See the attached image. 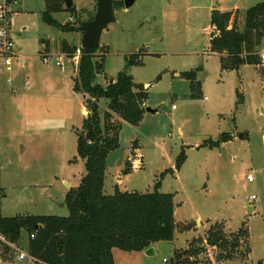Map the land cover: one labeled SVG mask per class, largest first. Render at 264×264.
<instances>
[{
  "label": "rangeland",
  "instance_id": "1",
  "mask_svg": "<svg viewBox=\"0 0 264 264\" xmlns=\"http://www.w3.org/2000/svg\"><path fill=\"white\" fill-rule=\"evenodd\" d=\"M17 1L10 23L17 56L9 71L0 59V215L67 216L65 195L85 175L76 141L85 94L72 87L83 33L44 23V0ZM261 1L135 0L129 8L114 7L116 20L102 31L96 52V60L103 57V70L93 83L105 85L126 71L146 89V107L156 111H145L137 125L113 114L121 125L119 146L106 157L104 192L112 194L116 184L121 191L151 192L160 180L158 190L174 195L175 222L192 226L176 229L171 241L155 243L153 256L114 249L115 264H168L193 238H204L214 222L226 233L244 224L250 253L245 260L216 261V248L208 246L200 261L264 264V63L263 71L250 64L223 70L209 47L212 9L243 11ZM73 4L78 17L63 10L52 13L54 19L78 26V20L94 16L96 0ZM238 22L243 30V18ZM62 42L77 47L76 61L62 52ZM131 56L139 58L137 65L127 64ZM197 67L203 98L190 99L188 81L176 73ZM97 105L102 120L107 99ZM222 133L232 138L220 147L197 148ZM182 148L181 170L160 177L174 168ZM128 160L132 170L123 174ZM249 173L252 181H247Z\"/></svg>",
  "mask_w": 264,
  "mask_h": 264
},
{
  "label": "trees",
  "instance_id": "2",
  "mask_svg": "<svg viewBox=\"0 0 264 264\" xmlns=\"http://www.w3.org/2000/svg\"><path fill=\"white\" fill-rule=\"evenodd\" d=\"M44 1L45 9L41 12L44 23L61 32L72 29L79 31L78 26L62 24L52 16V13L65 10L78 17L74 4L66 7L64 0ZM114 6L117 8L123 3L117 1ZM239 17L243 18V30L238 26ZM93 18L91 16L88 20ZM209 24L213 29L209 47L211 52L218 55L223 70L239 69L250 64L263 71L264 1L243 11L212 9ZM61 46L62 52L68 56L76 53V46L69 47L65 42ZM98 49H79L81 55L76 66L77 76L73 78V89L85 94L87 110L76 139L77 154L84 161L85 175L79 185L70 188L65 195L68 215H0V233L13 243H26L27 250L40 264H114V249L142 252L160 241H171L176 229H192L191 223L175 222L174 195L158 190L160 180L154 184L151 192L121 191L117 184L112 194L104 192L106 157L119 146L121 125L118 120H113V114L137 125L147 108L144 103L147 91L141 84H134L126 71H120L115 80L105 85L93 83L96 74L103 70V57L100 55L96 60ZM136 57H129L127 64L137 65L139 58ZM199 70L201 67L179 73L188 81L190 99L203 98L202 84L197 79ZM236 96L241 103V94L237 93ZM101 98L107 99L108 104L102 120L97 105ZM218 137L204 141L197 148L220 147L232 138V134L222 133ZM176 157L174 168L161 172L160 177L167 173L173 175L182 167L186 160L183 148ZM131 170L128 160L122 173L128 174ZM208 228L204 238H193L185 249L175 251L168 264H210L198 259L208 246L216 248V261L233 257L247 259L250 245L244 224L230 233L224 231L220 222H214ZM22 231L27 234L26 240ZM0 256L3 262H14L13 253L7 246H0Z\"/></svg>",
  "mask_w": 264,
  "mask_h": 264
},
{
  "label": "built area",
  "instance_id": "3",
  "mask_svg": "<svg viewBox=\"0 0 264 264\" xmlns=\"http://www.w3.org/2000/svg\"><path fill=\"white\" fill-rule=\"evenodd\" d=\"M18 6L17 0H0V59L2 60L5 70L9 71V66L14 57L17 56L14 47V40L11 35L10 23L12 15L16 12ZM80 53L79 49L77 50ZM68 56V55H67ZM71 60L76 61L75 55L69 56ZM56 65L61 66V61H57ZM252 174L247 175V181H252ZM250 199L256 200L257 196L252 194ZM34 234L31 235L33 238ZM25 243V242H24ZM26 244V243H25ZM22 243H13L5 234L0 233V246H7L13 253L14 263L16 264H40V261L33 257ZM164 261L166 259H163ZM0 262H3L0 256Z\"/></svg>",
  "mask_w": 264,
  "mask_h": 264
},
{
  "label": "water",
  "instance_id": "4",
  "mask_svg": "<svg viewBox=\"0 0 264 264\" xmlns=\"http://www.w3.org/2000/svg\"><path fill=\"white\" fill-rule=\"evenodd\" d=\"M114 0H96V9L92 20H78V29L83 33L80 48H97L100 46L102 31L108 24L115 22ZM135 0H123L124 7L129 8ZM66 7L73 5V0H64ZM179 75V74H177ZM146 111L154 113L156 110L149 107ZM243 138L242 136H239ZM145 255L153 256L155 254L154 247H148L144 250Z\"/></svg>",
  "mask_w": 264,
  "mask_h": 264
},
{
  "label": "crops",
  "instance_id": "5",
  "mask_svg": "<svg viewBox=\"0 0 264 264\" xmlns=\"http://www.w3.org/2000/svg\"><path fill=\"white\" fill-rule=\"evenodd\" d=\"M44 9H45V3H44ZM44 9H43V11H44ZM233 9H238V8H233ZM42 42H43V40H42ZM44 46H45V44H44ZM46 47V46H45ZM213 54H215V55H217L216 53H213ZM177 74H179V73H176V75ZM178 76V75H177ZM175 106V105H174ZM174 106H173V108H174ZM87 113V110H86V108H85V106H84V109H83V116L85 115ZM224 144V143H223ZM179 170H181V169H179ZM179 170H178V172H179ZM177 172V171H176ZM118 185V184H117ZM118 187H119V185H118ZM252 205L250 206H248V209H249V211H251L252 209ZM176 209V208H175ZM175 209H174V211H175ZM151 247H154V249H155V244L154 245H152ZM143 252V251H142ZM141 252V253H142ZM112 253H113V262H115L114 261V250L112 251ZM115 264V263H114Z\"/></svg>",
  "mask_w": 264,
  "mask_h": 264
},
{
  "label": "flooded vegetation",
  "instance_id": "6",
  "mask_svg": "<svg viewBox=\"0 0 264 264\" xmlns=\"http://www.w3.org/2000/svg\"><path fill=\"white\" fill-rule=\"evenodd\" d=\"M118 2H119V0H117ZM117 1H115V3L117 2ZM122 3H123V1H122ZM115 7V6H114ZM123 7H124V3H123Z\"/></svg>",
  "mask_w": 264,
  "mask_h": 264
}]
</instances>
